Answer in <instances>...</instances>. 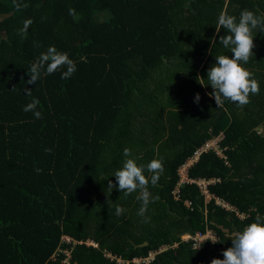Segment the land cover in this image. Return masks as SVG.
<instances>
[{"label": "trees", "instance_id": "obj_1", "mask_svg": "<svg viewBox=\"0 0 264 264\" xmlns=\"http://www.w3.org/2000/svg\"><path fill=\"white\" fill-rule=\"evenodd\" d=\"M17 2L28 7L0 0V264H64L65 250L68 264H145L134 260L152 252L151 264L223 259L226 233L264 218V32L253 31L254 56L243 65L260 86L249 104L225 100L219 108L207 72L216 56H232L219 43L230 33H216L221 11L238 22L244 9L264 13V0ZM50 46L68 53L77 71L70 79L61 78L66 67L42 71L29 84L31 63ZM34 98L40 119L23 111ZM214 139L225 158L203 152L188 176L214 179L210 194L243 218L206 200L195 183L180 188V199L174 194L180 169ZM125 148L138 165L163 159L164 174L148 186L158 199L147 223L137 215L139 191L117 190ZM208 231L215 244L183 240ZM64 236L82 243H63Z\"/></svg>", "mask_w": 264, "mask_h": 264}, {"label": "clouds", "instance_id": "obj_2", "mask_svg": "<svg viewBox=\"0 0 264 264\" xmlns=\"http://www.w3.org/2000/svg\"><path fill=\"white\" fill-rule=\"evenodd\" d=\"M13 5L18 10L23 7H28L27 4L21 5L17 0H13ZM69 15L76 18L75 9H69ZM33 23L31 19H27L23 23V27L19 29L18 35L26 38L28 28ZM227 31L226 36H220L219 43L225 48H230L232 56L218 55L215 57L216 63L212 65L207 72V80L210 83L213 92L210 93L214 97L216 105L221 108L225 100L236 104L243 108L250 103V95H258L260 92L259 82L254 78V74L247 70L243 65L247 64L250 57L253 55L254 36L253 31L259 29L264 32V13L257 15L251 10L244 9L240 13L239 20L235 16L228 15L227 12L221 11L216 25L217 35L220 29ZM212 43H215L213 39ZM34 46H39L34 44ZM66 67V71L61 74L62 79H70L77 71L76 63L69 58L68 53L60 52L54 46L48 47L47 51L41 53L40 56L30 65V80L29 84H35L44 75H51ZM200 84L203 86L204 79L197 77ZM31 95V90L27 91ZM200 96L197 93L194 98L195 103H199ZM39 105L38 99H33L28 103L23 111L33 112L36 119L42 118L40 111H37ZM46 152H51V149H45ZM125 160L122 167L114 173L116 182L118 183V191L125 195H130L133 192L139 191L136 197L141 201L137 215L144 218V222H149L150 218L145 216L148 205L155 202L158 197L153 198L148 190L149 183L153 187L157 185L160 177L164 174L163 159H153L147 165H138L136 158L133 157L132 151L129 148L123 150ZM145 170L151 173V176H146ZM40 172V169H36ZM116 186L111 180L108 181V191L111 192ZM125 209L119 205L116 206L115 214L122 215ZM226 237L231 241V247L223 251V259H212L211 264H264V218L257 216L255 222L247 225L242 231L226 233ZM210 241L213 244L216 242V237H210L204 242Z\"/></svg>", "mask_w": 264, "mask_h": 264}, {"label": "built area", "instance_id": "obj_3", "mask_svg": "<svg viewBox=\"0 0 264 264\" xmlns=\"http://www.w3.org/2000/svg\"><path fill=\"white\" fill-rule=\"evenodd\" d=\"M219 142V139H214V140H211V141H208L206 142L200 149H198L196 152H195V155L194 157H192L188 162L187 164H185L184 166L186 167L187 165V168H188V172H189V169L199 160V157L201 156V154L203 152H207V151H211V150H217V152L219 153V155L221 157H224L225 156L223 155L222 151H221V148L218 144ZM226 160V159H225ZM192 164V165H191ZM183 166V167H184ZM181 170V169H180ZM180 174H181V181L177 187V189L175 190L174 194L176 195V199H180V193H181V187L187 183H195L197 184V186H199V189H200V192L205 196L206 200H210L212 198H214L216 200V204H218L219 206L223 207V208H226L228 209L229 211H235L237 216L239 217H244V214L242 213H239L238 210L232 206H230L228 203H226L224 200L222 199H219V198H216L214 196H212L208 190V187L210 184L212 183H215V180L214 179H210V180H206V179H196V180H193V179H190L188 174L186 175V177H183L182 176V173L180 171ZM189 205H191L190 202H188ZM209 235H212L211 237H213L214 235L212 234L211 231H208L206 232L205 234H202V233H196L195 235H185L183 236V240L184 241H189V240H195L197 243H201L203 241H205L206 239L210 238ZM215 237V236H214ZM62 242L63 243H66V244H76V243H82V242H76V241H73V239L67 237V236H64L62 238ZM86 244L88 245H94V246H97L96 244H94L93 242H86ZM66 254V256L68 255L67 254V250H65L64 252ZM68 253H70V251H68ZM108 257H110L112 260L114 259V257L111 256V254H107ZM156 256V253H151L149 257L147 258H143V259H135L134 262L135 263H145V264H151L152 261L154 260ZM67 260L64 261V264H68L69 262V257L70 255L67 256ZM118 262H121L120 260H118Z\"/></svg>", "mask_w": 264, "mask_h": 264}, {"label": "rangeland", "instance_id": "obj_4", "mask_svg": "<svg viewBox=\"0 0 264 264\" xmlns=\"http://www.w3.org/2000/svg\"><path fill=\"white\" fill-rule=\"evenodd\" d=\"M1 38H2V36L0 35V39H1ZM259 131H260V132H263L262 128H260ZM191 165H192V164H191ZM187 166H188V165H187ZM187 166H186V167H185V166L182 167L181 170H180L181 173H182V176H183V177H186V175L188 174V168H187ZM188 167H189V166H188ZM211 236H212V235H209V237H211ZM67 254L70 255V253H68V251H67ZM68 255H67V256H68ZM67 258H68V257H67Z\"/></svg>", "mask_w": 264, "mask_h": 264}]
</instances>
